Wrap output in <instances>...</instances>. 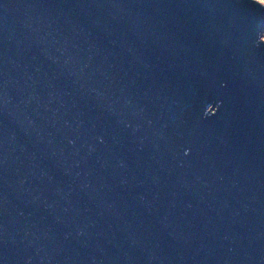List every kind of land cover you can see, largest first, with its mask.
<instances>
[{"label":"water","instance_id":"water-1","mask_svg":"<svg viewBox=\"0 0 264 264\" xmlns=\"http://www.w3.org/2000/svg\"><path fill=\"white\" fill-rule=\"evenodd\" d=\"M264 5L0 0V264H264Z\"/></svg>","mask_w":264,"mask_h":264},{"label":"rangeland","instance_id":"rangeland-1","mask_svg":"<svg viewBox=\"0 0 264 264\" xmlns=\"http://www.w3.org/2000/svg\"><path fill=\"white\" fill-rule=\"evenodd\" d=\"M264 5V0H257ZM261 39L264 40V30L261 32Z\"/></svg>","mask_w":264,"mask_h":264}]
</instances>
